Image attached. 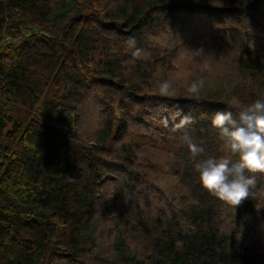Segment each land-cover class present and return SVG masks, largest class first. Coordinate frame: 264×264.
I'll use <instances>...</instances> for the list:
<instances>
[{"label":"trees","instance_id":"obj_1","mask_svg":"<svg viewBox=\"0 0 264 264\" xmlns=\"http://www.w3.org/2000/svg\"><path fill=\"white\" fill-rule=\"evenodd\" d=\"M220 4L264 24V0H0V264H264L239 229L242 214L264 227V173L230 205L201 186L184 139L200 158L227 154L212 119L264 97V57L244 44L233 87L158 94L174 54L158 33L184 9ZM154 130L171 138L169 163L150 154ZM161 172L179 189L163 214L136 208L152 235L141 259L125 209Z\"/></svg>","mask_w":264,"mask_h":264},{"label":"rangeland","instance_id":"obj_2","mask_svg":"<svg viewBox=\"0 0 264 264\" xmlns=\"http://www.w3.org/2000/svg\"><path fill=\"white\" fill-rule=\"evenodd\" d=\"M204 3L214 4L210 1ZM217 7H219L217 11H212L213 7L184 9L181 16L172 23L171 28L159 32L156 36V40L174 49L171 68L166 72V80L172 82L173 88L186 90L187 83L201 78L204 80V86L221 83V85H227L228 88L233 87L234 81L239 80L242 75L235 68L230 67L231 54L233 51H238L244 44L254 48L264 57V24L255 23L248 16L243 17L231 10L222 11L221 8L226 7L222 4ZM218 41L223 44L220 49L216 44ZM151 139L161 145V148L159 150L150 148V154L169 163V151L173 148L171 138L158 135L154 130ZM157 178L156 184L143 183L138 191L139 194L132 196L133 216L125 209V215L131 220L129 226L131 228L126 232L127 228L122 227L130 245L139 247L138 257L142 259L147 256V260L152 257L151 254L153 255L150 249L152 235L149 237L142 231L144 229L140 225L142 220L135 221L132 217H135L138 207L142 209L143 217L159 211L163 214L164 210L169 209V198L173 197L170 193L176 192L180 184L177 175H163L161 172ZM158 182L165 192L156 190ZM111 192V186L108 183L103 193L106 195ZM227 210L230 213L229 208ZM240 222L239 229H245L244 240L253 247L255 253L264 256V227L262 224L247 220L244 214ZM104 227L105 232L108 233V239L111 240L114 235L113 221L105 223Z\"/></svg>","mask_w":264,"mask_h":264},{"label":"clouds","instance_id":"obj_3","mask_svg":"<svg viewBox=\"0 0 264 264\" xmlns=\"http://www.w3.org/2000/svg\"><path fill=\"white\" fill-rule=\"evenodd\" d=\"M203 87V78L185 85L186 93L194 98L200 96ZM158 94L173 95L172 82H159ZM189 123L191 118L183 117L177 127L182 128ZM212 126L217 129L227 153L222 157L200 158L204 148L193 143L190 137L185 136L184 139L188 143L201 186L217 199L237 207L251 194L255 184L252 174L264 173V97L253 100L235 112H217Z\"/></svg>","mask_w":264,"mask_h":264}]
</instances>
